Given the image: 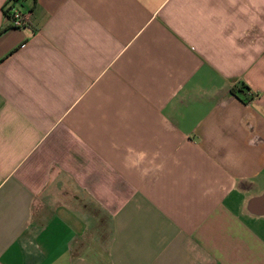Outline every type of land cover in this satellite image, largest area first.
Returning a JSON list of instances; mask_svg holds the SVG:
<instances>
[{"label": "crops", "instance_id": "crops-1", "mask_svg": "<svg viewBox=\"0 0 264 264\" xmlns=\"http://www.w3.org/2000/svg\"><path fill=\"white\" fill-rule=\"evenodd\" d=\"M0 264H264V0H0Z\"/></svg>", "mask_w": 264, "mask_h": 264}, {"label": "built area", "instance_id": "built-area-1", "mask_svg": "<svg viewBox=\"0 0 264 264\" xmlns=\"http://www.w3.org/2000/svg\"><path fill=\"white\" fill-rule=\"evenodd\" d=\"M9 13L12 18V25L14 28H24L28 26L30 18L27 13H23L19 5H10Z\"/></svg>", "mask_w": 264, "mask_h": 264}, {"label": "trees", "instance_id": "trees-1", "mask_svg": "<svg viewBox=\"0 0 264 264\" xmlns=\"http://www.w3.org/2000/svg\"><path fill=\"white\" fill-rule=\"evenodd\" d=\"M231 92L244 102H250L254 97L253 93L250 92V89L244 84L233 86Z\"/></svg>", "mask_w": 264, "mask_h": 264}]
</instances>
